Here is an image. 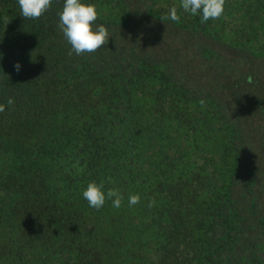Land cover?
I'll use <instances>...</instances> for the list:
<instances>
[{
    "label": "trees",
    "instance_id": "1",
    "mask_svg": "<svg viewBox=\"0 0 264 264\" xmlns=\"http://www.w3.org/2000/svg\"><path fill=\"white\" fill-rule=\"evenodd\" d=\"M83 2L110 37L78 56L64 0H0V264H264V0Z\"/></svg>",
    "mask_w": 264,
    "mask_h": 264
},
{
    "label": "clouds",
    "instance_id": "2",
    "mask_svg": "<svg viewBox=\"0 0 264 264\" xmlns=\"http://www.w3.org/2000/svg\"><path fill=\"white\" fill-rule=\"evenodd\" d=\"M18 4L24 19H39L49 10L52 0H18ZM225 5L226 0H181L180 3V7L185 12L200 16L201 23L221 18L225 12ZM58 16V27L71 46L69 55L73 52L78 56L85 53L91 54L108 44L110 32L103 24L97 25L99 12L95 4L84 3L83 0H64L63 9ZM161 20H172L178 23L180 16L177 8L175 6L170 8L168 14L162 16ZM14 67L18 72L21 65L17 62ZM199 103L203 107L206 102L201 99ZM7 104L13 105L14 99L10 97ZM4 110L5 105L0 104V112ZM77 171L82 172L83 168H77ZM82 195L89 206L97 210L103 207L107 200H112L113 207L119 208L123 200L118 189L110 188L105 191L103 181L89 182ZM139 202L138 194L129 197V206H134ZM154 204V200L150 201L149 207Z\"/></svg>",
    "mask_w": 264,
    "mask_h": 264
},
{
    "label": "rangeland",
    "instance_id": "3",
    "mask_svg": "<svg viewBox=\"0 0 264 264\" xmlns=\"http://www.w3.org/2000/svg\"><path fill=\"white\" fill-rule=\"evenodd\" d=\"M158 40H159V42L161 43V45L164 43V42H163V39L159 38V36H158ZM162 47L165 49V46L162 45Z\"/></svg>",
    "mask_w": 264,
    "mask_h": 264
}]
</instances>
